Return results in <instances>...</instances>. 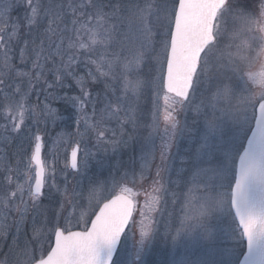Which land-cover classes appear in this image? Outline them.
Instances as JSON below:
<instances>
[{
  "label": "snow or ice",
  "instance_id": "6c2138e0",
  "mask_svg": "<svg viewBox=\"0 0 264 264\" xmlns=\"http://www.w3.org/2000/svg\"><path fill=\"white\" fill-rule=\"evenodd\" d=\"M261 54L264 0H0V264H264Z\"/></svg>",
  "mask_w": 264,
  "mask_h": 264
},
{
  "label": "rangeland",
  "instance_id": "374dc122",
  "mask_svg": "<svg viewBox=\"0 0 264 264\" xmlns=\"http://www.w3.org/2000/svg\"><path fill=\"white\" fill-rule=\"evenodd\" d=\"M23 9L20 10V12L22 13ZM12 17L15 18L18 13L16 11H13L11 13ZM22 38H23V33L21 34ZM22 43V40H21ZM16 51L18 52V47L16 48ZM260 50L257 49V52H259ZM256 53H253V56H255ZM264 66V54H261L256 60L255 62L252 64L251 66V70L252 71H259L261 69V67ZM255 90V88H254ZM57 94L58 95H63V92H59V90H57ZM74 94H78V92H70L69 95H74ZM35 97V96H33ZM40 100L41 102H46L49 103L51 105V107L56 108V109H61L62 107H64V103L62 101L56 100L55 98L49 97L48 100H45V97L43 95L40 96ZM161 103H163V101H161ZM148 104V108H151V101L149 100L147 102ZM184 119V116H181V120ZM194 119V114L189 113L187 116V120L189 125H191L192 120ZM71 123V122H70ZM60 124L59 121H57L56 125L53 126L51 123H49L48 127L45 129H41V132L47 133V135H45L44 139H45V144L46 147L44 149L45 154H48L47 157L50 160L51 156L49 154V150L52 148V142L53 140L56 138L57 134L60 132H67V133H72L75 131V125L73 124L71 127L68 126V124L66 125H61V127L59 128L58 125ZM61 129V130H60ZM26 133H21L20 134V141L24 139ZM20 141L18 143V145L20 144ZM1 147V146H0ZM13 148L10 145L7 149L9 156L11 158L12 152H13ZM182 150V149H181ZM71 151V144L65 143V144H61L57 149V170H58V176H59V170L61 168L64 167L65 161L66 159L69 158V154ZM0 155H2V153H0ZM12 159V158H11ZM124 159H127V155L124 156ZM13 165L15 162V159H12ZM158 162V161H157ZM179 165V159H177V166ZM2 175V174H0ZM172 179L175 180L176 177L175 175L172 176ZM150 181L149 182H144L143 184H137L134 188L133 191H139L140 195L137 197V200L139 201L138 204V208L141 207L144 203L145 200V191H151L150 187H149ZM129 187H132V185H129ZM170 191H176L177 195L179 196V192L180 189L175 188L173 186L172 189H170ZM45 203H47V201H45ZM135 215L137 216V219L139 218L138 216V211L137 213H135ZM182 216V212H181V203H176L175 205L172 203V197L169 196L167 198V204L164 206V212L163 215L157 216V219L159 220V228H160V232L161 234L164 233L165 228H170L173 231H175V228L179 227V219ZM15 231V229L13 228V232ZM7 244L11 243V237L8 238L7 240ZM245 249H243L244 251ZM4 252H7L8 249L6 247V249L3 250ZM19 251V249L17 250ZM182 251V249L178 246L176 249V255L177 257L179 256L180 252ZM172 252V246L171 244H167L165 245L163 242L161 241H157L156 243V249L155 251L151 254L150 258L151 259H156V260H161V259H167L168 256L167 254ZM242 255V254H241ZM240 255V257H241Z\"/></svg>",
  "mask_w": 264,
  "mask_h": 264
},
{
  "label": "flooded vegetation",
  "instance_id": "af4514ba",
  "mask_svg": "<svg viewBox=\"0 0 264 264\" xmlns=\"http://www.w3.org/2000/svg\"><path fill=\"white\" fill-rule=\"evenodd\" d=\"M64 108H65V106L64 107H62L60 110H61V112L63 113L64 112ZM0 123H3V121L2 120H0ZM29 125H30V122H29ZM41 133H43V132H41ZM14 140H15V142L13 143V144H11V146H12V148L14 149L13 150V152H15L16 150H17V148H18V143H19V141H20V134L19 135H15L14 136ZM0 146H2V145H0ZM25 147H27V143H25ZM12 152V153H13ZM11 155V154H10ZM44 155L47 157V155L48 154H45V152H44ZM11 158L13 159H15V157L14 156H11ZM48 158V157H47ZM9 237H11V236H9ZM8 237V238H9ZM8 240V239H7ZM8 243V242H7ZM0 247H3V250L4 249H6V246H5V242H3V241H0Z\"/></svg>",
  "mask_w": 264,
  "mask_h": 264
},
{
  "label": "bare ground",
  "instance_id": "6f19581e",
  "mask_svg": "<svg viewBox=\"0 0 264 264\" xmlns=\"http://www.w3.org/2000/svg\"><path fill=\"white\" fill-rule=\"evenodd\" d=\"M41 101V100H40ZM32 102L33 103H35L36 102V97H32ZM60 112H61V110H60ZM62 113V112H61ZM62 114H65L64 112L62 113ZM60 122V124L58 125V127L60 128L61 127V125H66V123H64V122H62V121H59ZM70 123V122H69ZM41 129H44L43 127L41 128ZM61 130V129H60ZM3 146H1L0 148H2ZM14 164H15V162H14Z\"/></svg>",
  "mask_w": 264,
  "mask_h": 264
},
{
  "label": "water",
  "instance_id": "95a60500",
  "mask_svg": "<svg viewBox=\"0 0 264 264\" xmlns=\"http://www.w3.org/2000/svg\"><path fill=\"white\" fill-rule=\"evenodd\" d=\"M247 251V249H245V252ZM240 259H243V255L241 256V258Z\"/></svg>",
  "mask_w": 264,
  "mask_h": 264
},
{
  "label": "trees",
  "instance_id": "16d2710c",
  "mask_svg": "<svg viewBox=\"0 0 264 264\" xmlns=\"http://www.w3.org/2000/svg\"><path fill=\"white\" fill-rule=\"evenodd\" d=\"M244 249H245V247H244Z\"/></svg>",
  "mask_w": 264,
  "mask_h": 264
}]
</instances>
